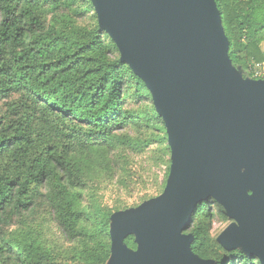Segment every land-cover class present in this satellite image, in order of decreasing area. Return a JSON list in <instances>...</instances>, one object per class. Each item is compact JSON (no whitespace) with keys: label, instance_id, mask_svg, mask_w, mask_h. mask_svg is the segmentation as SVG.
I'll return each mask as SVG.
<instances>
[{"label":"trees","instance_id":"trees-1","mask_svg":"<svg viewBox=\"0 0 264 264\" xmlns=\"http://www.w3.org/2000/svg\"><path fill=\"white\" fill-rule=\"evenodd\" d=\"M215 3L232 68L243 80H258L264 0ZM81 6L93 11L90 0H0V98L24 97L0 119V264H56L23 228L42 209L52 214L65 241L83 243L79 264H106L110 257V215L89 224L81 207L85 159L95 149L111 150L122 142L116 132L148 119L126 109L132 84L153 103L106 33L77 25ZM150 118L152 127L164 130L154 111ZM213 204L216 220L226 218L225 209ZM213 211L207 201L194 208L186 231L189 252L206 264H261L254 255L217 244L209 231ZM124 245L134 249L133 237Z\"/></svg>","mask_w":264,"mask_h":264},{"label":"water","instance_id":"water-1","mask_svg":"<svg viewBox=\"0 0 264 264\" xmlns=\"http://www.w3.org/2000/svg\"><path fill=\"white\" fill-rule=\"evenodd\" d=\"M120 60L145 83L171 149L164 192L112 217L123 264H199L186 234L214 199L231 223L216 238L264 264V81L232 68L215 0H90ZM135 235L137 252L124 241Z\"/></svg>","mask_w":264,"mask_h":264},{"label":"rangeland","instance_id":"rangeland-1","mask_svg":"<svg viewBox=\"0 0 264 264\" xmlns=\"http://www.w3.org/2000/svg\"><path fill=\"white\" fill-rule=\"evenodd\" d=\"M84 8V6L79 8L82 14L77 19V25L87 29L99 28L94 7L93 11L84 10ZM107 37L113 43L108 35ZM113 45L117 51L116 56L120 58L116 45L114 43ZM260 47L264 54V43ZM255 74L258 80L264 81V63L255 67ZM142 83L145 86L143 81ZM23 99L21 94L0 98V119L8 118L9 106L13 103L20 104L24 101ZM126 109L147 114L148 119L136 126H128L116 132L115 135L121 138L122 142L117 143L111 150L103 152L102 149H95V154L85 159L87 168L85 169V186L81 190V207L90 219L89 224H94L104 214L110 215L108 239L110 257L106 264H123V259L119 257L113 246L112 217L123 211L138 208L146 201L162 195L171 168V149L168 146L165 125L161 122L164 130L152 127L153 121L150 116L153 111L156 113V110L151 102L146 100L144 94L137 92L134 84L128 92ZM166 146L170 149L169 153L164 152ZM206 201L208 208L211 211L214 209L212 213L215 219L210 221L209 231L211 237L216 239L234 221L228 216L222 220H216L219 214L213 206L215 200L209 198ZM198 214L202 218L201 210ZM202 222L206 223V220ZM23 228L53 254L56 264H79L78 253L83 243L65 241L49 210H40L36 216L29 218L28 224ZM131 236L134 239L135 248L125 246V249L137 252L140 245L136 236Z\"/></svg>","mask_w":264,"mask_h":264},{"label":"built area","instance_id":"built-area-1","mask_svg":"<svg viewBox=\"0 0 264 264\" xmlns=\"http://www.w3.org/2000/svg\"><path fill=\"white\" fill-rule=\"evenodd\" d=\"M255 77H257V74H255Z\"/></svg>","mask_w":264,"mask_h":264}]
</instances>
